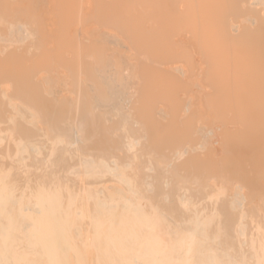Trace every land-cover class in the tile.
<instances>
[{
  "label": "bare ground",
  "instance_id": "bare-ground-1",
  "mask_svg": "<svg viewBox=\"0 0 264 264\" xmlns=\"http://www.w3.org/2000/svg\"><path fill=\"white\" fill-rule=\"evenodd\" d=\"M87 1L0 0V264H264V0Z\"/></svg>",
  "mask_w": 264,
  "mask_h": 264
},
{
  "label": "rangeland",
  "instance_id": "rangeland-1",
  "mask_svg": "<svg viewBox=\"0 0 264 264\" xmlns=\"http://www.w3.org/2000/svg\"><path fill=\"white\" fill-rule=\"evenodd\" d=\"M85 1H87V0H85ZM88 1H94V0H88ZM87 1V2H88ZM72 1H68V4H70ZM74 2H75V0H74ZM78 2H80V1H78ZM86 3V2H85ZM84 3V4H85ZM92 3V2H91ZM79 3H75L74 5H72V6H75V8L76 7H78V6H80V5H78ZM70 7V5H69V9L70 10H68L69 11V14L70 13H72L73 12V8L74 7ZM82 6V7H81ZM80 7H78V8H76L75 10H74V13H76L77 11L79 12V15H74V16H76L75 17V19H74V17H73V15H71V19H70V21L73 19V22L75 23H73V22H71L70 24H69V26H70V28H72V29H74V27L76 28V29H82L83 27L85 28L86 26H90V27H92L93 29L94 28H96L97 26H98V23H96V20L97 19H94V15H92V13L90 12L92 9L89 7V10L87 11V3H86V5L85 6H83V5H81ZM72 8V9H71ZM80 8V9H79ZM78 9V10H77ZM71 10H72V12H71ZM76 11V12H75ZM143 10H141L140 9V11L139 12H142ZM73 13V14H74ZM129 13H131L132 14V16H134V15H136L137 13H133V12H131V11H129ZM57 14V13H56ZM123 14H126V13H124L123 12ZM73 17V18H72ZM79 17V18H78ZM82 17V18H81ZM78 18V19H77ZM80 18H81V21H82V23L80 22V25H82L83 27H81L80 25H77V23H79V21H80ZM96 18V17H95ZM74 20H76V21H74ZM79 20V21H78ZM85 21V23H84V21ZM134 20V19H133ZM77 22V23H76ZM95 22V23H94ZM69 23V22H68ZM73 23V24H72ZM77 27H79V28H77ZM68 26V25H67ZM81 27V28H80ZM102 30H104V32H112L113 34H116V35H118V38L117 37H114V36H112L111 38L109 37V40L110 41H108L106 44H108L107 46H105L106 47V49H104V52L105 53H107V54H105L104 56L105 57H107V58H105V62H106V60L109 58V60H110V58L112 57V56H110V53L109 52H113L111 55H114V57H112V59H113V61L112 62H114L115 61V59H116V61H118V62H121V64H122V67H123V63H125L124 61H128V59L126 58L127 56L129 57V55H133V56H131V58H132V60L134 59V57H139L140 59L144 56V58H142V59H144V61H147V62H149L148 60H149V56L147 55L148 54V50H146V51H142V52H140L139 53V51L137 50V49H134V48H130V50L128 49L127 50V45H126V42H125V38L123 37V35L122 34H120V32L119 31H117L115 28H113L111 25H106L105 27H103V29ZM101 30V31H102ZM114 30H116V31H114ZM93 31V30H92ZM100 31V28H96V29H94V32L93 33H95V34H93L92 36V39L95 37V36H98V35H100V33L99 32H101ZM95 35V36H94ZM121 39H120V38ZM177 37V36H176ZM113 38H115L116 40H118V42L116 43L117 44V46H115V45H112L111 46V43L113 42V41H115ZM113 39V40H112ZM86 41V40H85ZM109 42H111V43H109ZM87 43V42H86ZM93 43V42H92ZM113 44V43H112ZM120 44V45H119ZM113 47H115V48H113ZM117 48V49H116ZM134 50H136V51H134ZM96 51V50H95ZM114 51H115V53H114ZM133 51V52H132ZM192 51H193V53H194V48H192ZM135 52V53H134ZM146 52V53H145ZM96 53V52H95ZM104 54V53H103ZM117 54V55H116ZM122 55L124 58L123 59H120V57L121 56H119V55ZM127 54V55H126ZM148 57H147V56ZM176 55H178V54H176ZM175 55V56H176ZM103 56V57H104ZM116 56H117V58H116ZM126 56V57H125ZM141 56V57H140ZM194 56L196 57H198L199 56V54H197V55H195L194 54ZM118 57H119V59H118ZM197 57H196V59H197ZM115 58V59H114ZM148 59V60H146V59ZM111 59V60H112ZM127 59V60H126ZM172 59H174V60H172ZM172 59H169L168 61H163V60H157V61H161V62H155L156 64L158 63V65H162V66H167V64H169V65H174V64H181L182 63V65L185 67V68H187L188 69V72H191V71H193V74L195 73V71H194V63L191 61V58H189V60H186V59H184V58H177V57H175V58H172ZM108 60V62H110ZM122 60H124L123 62H122ZM186 60V61H185ZM174 62V63H173ZM191 62V63H190ZM127 63V62H126ZM53 64H55V63H53ZM152 64V63H151ZM179 64V65H180ZM191 65V66H190ZM125 67L126 66H128V65H124ZM204 79H205V77H204ZM134 80H136V79H134ZM202 80V81H201ZM201 82H204V80H203V78H201ZM194 83H196V84H194ZM194 83L192 84V86H191V88L192 87H194V90L195 89H197V78H196V80L194 81ZM194 85H196V86H194ZM204 104H205V102H204ZM206 107V106H205ZM211 142V141H210ZM209 146H210V144H209ZM209 146H206V148H208ZM206 148L204 149V150H202V151H206ZM210 148V147H209ZM209 148L207 149V150H209Z\"/></svg>",
  "mask_w": 264,
  "mask_h": 264
}]
</instances>
